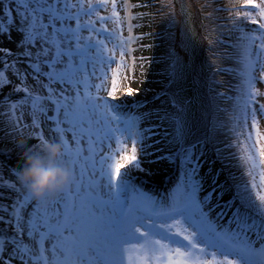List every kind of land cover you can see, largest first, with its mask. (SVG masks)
<instances>
[{"label":"snow or ice","instance_id":"snow-or-ice-1","mask_svg":"<svg viewBox=\"0 0 264 264\" xmlns=\"http://www.w3.org/2000/svg\"><path fill=\"white\" fill-rule=\"evenodd\" d=\"M108 5L109 0H0V35L9 40L12 31L21 35L20 51L0 48V86H12L4 98L8 122L21 132L51 121L49 131L57 133L55 142L63 149L58 164L70 167L74 178L67 191L41 204L19 171L13 170L19 188L0 173V187L17 193L11 210L0 205L7 214L0 222L12 230L11 236L0 232V264H264V101L257 99L264 97L257 87L264 83V31L239 37L230 146L237 149L242 175L228 189H234L231 199L219 202L225 192L217 185L219 174L201 197L203 153L188 140L184 109L175 96L174 112L156 113L173 129L168 152L147 161L177 167V182L160 195L134 176L146 171L143 158L154 156L149 149L160 143L152 139L155 125L145 124L153 112L139 111L145 101L129 107L118 95L140 93L130 87L137 65L132 45L143 39L132 34L130 8L140 5L128 0L121 5L129 9L127 37L117 0H111L110 15L100 14ZM247 5L264 17V0ZM259 28L264 30V22ZM146 60L139 58L141 84L147 81ZM167 71L169 82H178L179 62ZM21 92L22 98L11 101ZM25 114L31 124L22 125ZM26 139L45 147L50 142L43 131H30ZM217 187L222 190L213 204ZM215 209L220 211L213 218ZM226 216L227 227L219 223Z\"/></svg>","mask_w":264,"mask_h":264},{"label":"rangeland","instance_id":"rangeland-1","mask_svg":"<svg viewBox=\"0 0 264 264\" xmlns=\"http://www.w3.org/2000/svg\"><path fill=\"white\" fill-rule=\"evenodd\" d=\"M123 2L124 0H117V11L123 21V35L127 37V21L124 20V17L128 14L129 9L121 7ZM156 2L157 0H128L130 5H140L130 8V13L134 17L131 20V24L134 26L132 34L143 36V39L137 40L132 45V48L135 49L132 56L137 58V65L131 73L136 79L130 83V87L140 89V93L134 96H127L123 93L118 95L120 100L126 102L129 107L133 101L146 102V106L139 111L153 112L152 118L145 124L155 125L156 135L152 139L160 141L154 145V148L149 149L150 152H155V155L143 158L145 161L143 167L146 171L134 172V176L137 183L143 185L145 190L160 195L166 194L177 182L178 170L175 165L166 160H160L157 163L147 162L168 152L167 141L171 139L173 129L169 121L158 122L160 119L157 118L156 113L158 112L162 116L165 111L174 112L175 109L171 106L170 101L175 96L184 109L183 116L189 133L188 140L197 145V153H203L202 167L199 173L203 178V191L200 195L202 197L212 190L213 178L219 174L217 185L223 186L225 190L219 202L225 203L231 199L234 191V189H228L238 183L242 175L239 161L235 158L237 149L230 146L235 144L231 128L233 126L234 97L237 94L234 89L239 82V77L235 74L239 67L237 60L240 52L239 37L244 33L256 35L264 31L259 28V24L264 22V17L259 15V9L247 5V0H168V2H161L160 13L157 11ZM254 2L259 4L260 0H254ZM110 8L111 0H109L106 9H99L100 14L110 15ZM245 12H251L252 16L246 17ZM137 14L143 15L138 16ZM252 19L257 22L252 23ZM135 25H139V27H135ZM112 26L111 22H108V27ZM239 29H243V33ZM162 32L168 34V39L162 38ZM20 39L21 35L16 31H12L11 40L0 35V48L10 49L16 53L21 50L17 48V42ZM164 44L170 46L166 56L167 51H163ZM140 57L147 58L145 61L147 81L143 84L139 83V80L142 79L139 70ZM198 57L201 65L195 71ZM173 61H178L180 68V79L176 83L169 82L167 71L171 68ZM6 75L16 81L10 72ZM28 82L34 84L31 78L28 79ZM16 83L19 82L16 81ZM123 86L122 82L121 87ZM11 87V85L0 86V173L19 188L21 185L13 170L19 171V158L23 151L20 142L36 143L35 139H26L30 131H43L49 139L54 135L56 138L57 135L55 132L49 131L52 122L43 120L39 129L23 127L21 132L13 131L6 116L9 106L4 100L10 93ZM257 87L264 91V83L258 82ZM218 94H224L226 100L223 108L226 111L224 121L229 131L224 135H219L225 139H217V133L211 131L213 95ZM23 95L22 92L18 95H11L10 99L17 101ZM157 95L160 96L159 100L154 99ZM257 99L264 101V97ZM19 112L20 109L17 110L18 114ZM53 114L49 112V115ZM31 119L30 115L25 114L22 118V125L31 124ZM161 125L163 129L160 128ZM261 127L264 128V121H261ZM68 136L70 137L71 134L68 133ZM212 136H216V138ZM156 149L161 151H155ZM148 173L155 174L154 177L158 180L154 181ZM221 190L220 187H217V194L212 199L213 204L218 202L217 195ZM16 195L17 193L11 189L0 187V205L9 207L11 210L10 206ZM217 211L220 209H215L211 214L213 218ZM0 215L7 216L2 210H0ZM227 221L228 217L226 216L219 223L227 227ZM0 223V232L11 236V228H5L3 223Z\"/></svg>","mask_w":264,"mask_h":264},{"label":"clouds","instance_id":"clouds-1","mask_svg":"<svg viewBox=\"0 0 264 264\" xmlns=\"http://www.w3.org/2000/svg\"><path fill=\"white\" fill-rule=\"evenodd\" d=\"M20 145H23L19 158L20 176L36 202L44 204L69 189L74 179L72 169L58 164L63 157V149L55 142V135L46 147L25 144L24 141Z\"/></svg>","mask_w":264,"mask_h":264},{"label":"trees","instance_id":"trees-1","mask_svg":"<svg viewBox=\"0 0 264 264\" xmlns=\"http://www.w3.org/2000/svg\"><path fill=\"white\" fill-rule=\"evenodd\" d=\"M165 1L168 2V0H157L156 7H157L158 12L161 9V5H162L161 2H165ZM161 36L164 40L168 39V34L166 35L164 32L161 33ZM168 47L170 46L167 44H164L163 51H167ZM168 53L169 52L167 51L165 56ZM164 60L167 61L166 58H164ZM225 104H226V100H225L224 94L213 95V115H212L211 131L212 133H217V139H225L223 137H220L219 135H224L229 131V128L227 127V124L224 121L226 111L223 108L225 107ZM161 121L162 120L160 121L158 120V122H161ZM163 121H167V120H163ZM160 128L163 129L162 125L160 126ZM212 137L216 138V136H212Z\"/></svg>","mask_w":264,"mask_h":264},{"label":"water","instance_id":"water-1","mask_svg":"<svg viewBox=\"0 0 264 264\" xmlns=\"http://www.w3.org/2000/svg\"><path fill=\"white\" fill-rule=\"evenodd\" d=\"M199 57H201V56H199ZM198 57V59H197V63H196V69H195V71H197L198 69H199V66L201 65V63H200V58Z\"/></svg>","mask_w":264,"mask_h":264},{"label":"bare ground","instance_id":"bare-ground-1","mask_svg":"<svg viewBox=\"0 0 264 264\" xmlns=\"http://www.w3.org/2000/svg\"><path fill=\"white\" fill-rule=\"evenodd\" d=\"M0 66H1V65H0ZM154 176H155V174H150V175H149V177H151L154 181H157L158 179H156ZM0 225H1V223H0Z\"/></svg>","mask_w":264,"mask_h":264}]
</instances>
